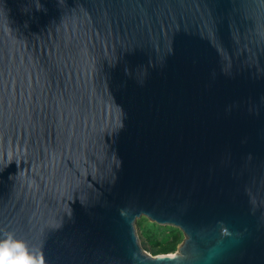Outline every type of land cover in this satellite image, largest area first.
Returning <instances> with one entry per match:
<instances>
[{"label": "water", "instance_id": "95a60500", "mask_svg": "<svg viewBox=\"0 0 264 264\" xmlns=\"http://www.w3.org/2000/svg\"><path fill=\"white\" fill-rule=\"evenodd\" d=\"M8 232L45 264H264V0H0Z\"/></svg>", "mask_w": 264, "mask_h": 264}, {"label": "rangeland", "instance_id": "374dc122", "mask_svg": "<svg viewBox=\"0 0 264 264\" xmlns=\"http://www.w3.org/2000/svg\"><path fill=\"white\" fill-rule=\"evenodd\" d=\"M133 226L141 250L151 257L177 255L186 239L178 227L158 224L145 216L138 217Z\"/></svg>", "mask_w": 264, "mask_h": 264}, {"label": "clouds", "instance_id": "9594fccd", "mask_svg": "<svg viewBox=\"0 0 264 264\" xmlns=\"http://www.w3.org/2000/svg\"><path fill=\"white\" fill-rule=\"evenodd\" d=\"M0 264H45V260L41 251L8 232L0 237Z\"/></svg>", "mask_w": 264, "mask_h": 264}, {"label": "bare ground", "instance_id": "6f19581e", "mask_svg": "<svg viewBox=\"0 0 264 264\" xmlns=\"http://www.w3.org/2000/svg\"><path fill=\"white\" fill-rule=\"evenodd\" d=\"M168 256H170V257H171L172 255H168Z\"/></svg>", "mask_w": 264, "mask_h": 264}]
</instances>
